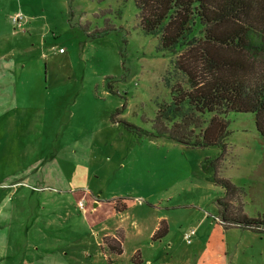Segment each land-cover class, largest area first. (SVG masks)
<instances>
[{
    "label": "rangeland",
    "instance_id": "1",
    "mask_svg": "<svg viewBox=\"0 0 264 264\" xmlns=\"http://www.w3.org/2000/svg\"><path fill=\"white\" fill-rule=\"evenodd\" d=\"M175 83L187 87L174 55L141 30L135 0H0V264H109L102 238L115 230L120 262L242 261L244 229L215 224L213 176L240 189L246 214L264 213L253 114L226 115L222 157L113 121L149 129ZM191 227L196 245L182 237Z\"/></svg>",
    "mask_w": 264,
    "mask_h": 264
},
{
    "label": "trees",
    "instance_id": "2",
    "mask_svg": "<svg viewBox=\"0 0 264 264\" xmlns=\"http://www.w3.org/2000/svg\"><path fill=\"white\" fill-rule=\"evenodd\" d=\"M135 6L141 30L174 55L187 87L170 86V101L158 104L149 129L121 118L113 121L138 136H163L188 147L217 146L222 157L230 134L226 115L251 113L264 140V0H135ZM220 157L207 166L216 170ZM213 182L222 189L214 200V221L222 229L264 233V213L247 216L240 189L217 175ZM125 209V203L115 207L116 212ZM164 232L160 226L152 238ZM122 240L121 232L102 238L116 256ZM131 258V264H139Z\"/></svg>",
    "mask_w": 264,
    "mask_h": 264
},
{
    "label": "crops",
    "instance_id": "3",
    "mask_svg": "<svg viewBox=\"0 0 264 264\" xmlns=\"http://www.w3.org/2000/svg\"><path fill=\"white\" fill-rule=\"evenodd\" d=\"M215 204V203H214ZM215 210H216V206H215ZM124 211V210H123ZM121 212V211H120ZM243 212L246 214V212H245V210H244V208H243ZM247 216H250V215H248V214H246ZM253 216V215H252ZM255 216V215H254ZM216 224V226L217 227H219L220 229H221V231H223V233H225V232H228L229 230H238V229H236V227H233V228H228V229H222L221 228V226L220 225H218L217 223H215ZM159 226V225H158ZM158 228V227H157ZM156 228V229H157ZM192 228V227H191ZM188 229V228H187ZM116 231H119V230H115V232L114 233H112V234H104L103 236H105V235H113V234H115L116 233ZM156 231V230H155ZM185 231V230H184ZM183 231V232H184ZM242 232V233H241ZM154 234V233H153ZM240 234H241V238H240ZM239 242H238V245H237V249L238 250H236L235 251V254H234V256L237 258L238 256L237 255H239V251H242L243 253H247V255L245 256V257H243L242 258V261L241 262H236L235 264H264V250H263V245L262 246H260L259 247V244H260V242L262 241H264L263 239H261L260 238V236H259V234H257V233H254V232H252V231H248V230H244V231H239ZM195 237H196V229H195V235L192 237V242L189 244V245H191L193 242H194V245H196L197 244V241L199 240V238L198 237H196V239H195ZM161 238V237H160ZM160 238H158V239H160ZM242 239V240H241ZM151 240H154L153 238H152V236H151ZM258 241H260V242H258ZM261 242V243H262ZM122 245H123V240H122ZM195 247V246H194ZM193 247V248H194ZM224 250V247H221V251H223ZM122 251H123V249H122ZM194 251H197L196 249L194 250ZM221 251L220 252H218V258L220 257L219 256V254H221ZM136 252H138V250H136V251H134V249H133V253H132V255L134 254V253H136ZM122 254V253H121ZM120 254V255H121ZM120 255H118L116 258L117 259H112V257H110V263L109 264H130V262L128 263V262H120L119 261V259H118V257L120 256ZM131 255V256H132ZM130 256V257H131ZM140 258H141V256H139ZM237 261V260H236ZM244 261H247V263H245ZM199 262H201V260H200V258H199ZM147 263H149L150 264V262L147 260L146 261V264ZM157 264H167V263H157ZM195 264H196V262H195ZM200 264H211V263H208V262H202V263H200ZM212 264H219V260L217 259V260H214V263H212ZM223 264H232V262H231V260L229 259V260H227L226 262H223Z\"/></svg>",
    "mask_w": 264,
    "mask_h": 264
},
{
    "label": "built area",
    "instance_id": "4",
    "mask_svg": "<svg viewBox=\"0 0 264 264\" xmlns=\"http://www.w3.org/2000/svg\"><path fill=\"white\" fill-rule=\"evenodd\" d=\"M13 21H17L18 17H13L12 18ZM60 50H62L60 48ZM82 202L79 201V206L82 207ZM195 235V228H188L187 230H185L182 234L183 240L185 241L186 244H190L192 242V237Z\"/></svg>",
    "mask_w": 264,
    "mask_h": 264
}]
</instances>
